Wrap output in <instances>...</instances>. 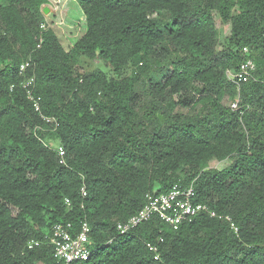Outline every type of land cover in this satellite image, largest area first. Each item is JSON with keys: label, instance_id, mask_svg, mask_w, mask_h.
I'll list each match as a JSON object with an SVG mask.
<instances>
[{"label": "trees", "instance_id": "obj_1", "mask_svg": "<svg viewBox=\"0 0 264 264\" xmlns=\"http://www.w3.org/2000/svg\"><path fill=\"white\" fill-rule=\"evenodd\" d=\"M76 1L86 29L66 49L48 0H0V264H61L30 244L84 222L92 255L75 264H264V0ZM216 15L231 25L222 49ZM249 57L254 78L234 83ZM193 183L216 217L120 235L148 195Z\"/></svg>", "mask_w": 264, "mask_h": 264}, {"label": "built area", "instance_id": "obj_2", "mask_svg": "<svg viewBox=\"0 0 264 264\" xmlns=\"http://www.w3.org/2000/svg\"><path fill=\"white\" fill-rule=\"evenodd\" d=\"M49 28L48 23L41 25V30L45 31ZM250 51L244 48V54H249ZM33 61L28 59L21 65V73H25L28 69L32 68ZM257 71L255 61L249 57L242 64L239 72H228L229 77L234 83L239 84L242 81H249L254 78V74ZM24 88L27 92L28 99L33 103L36 112L41 113V99L35 94V75L27 79L24 84ZM239 102H235L231 105L233 109H238ZM43 119L52 123V132H55L59 126L58 122L53 118L43 116ZM58 154L60 162L67 164L66 151L63 147H58ZM83 196H87V190L84 186L82 188ZM195 184L183 187L181 185L174 186L168 193L161 195H148L147 203L144 208L136 215L132 216L128 221L118 224V231L120 235H126L133 231L135 228L143 223L150 221L153 217H159L162 221L169 224L174 230L187 222L192 221L201 212H207L212 217H216V213L212 211L207 205L197 203ZM67 205H70V200H66ZM222 218V217H220ZM230 220V219H228ZM234 227V225H233ZM237 231V229L235 228ZM91 228L87 222H84L81 226V230L78 233L73 234L71 224H56L51 233L44 235L42 241H33L30 244V248L40 246L41 243L47 242L54 248V257L61 264H75L77 262H83L90 259L92 252L89 247ZM162 241V240H161ZM150 250L156 254V259H159L160 255L158 247L152 245Z\"/></svg>", "mask_w": 264, "mask_h": 264}, {"label": "rangeland", "instance_id": "obj_3", "mask_svg": "<svg viewBox=\"0 0 264 264\" xmlns=\"http://www.w3.org/2000/svg\"><path fill=\"white\" fill-rule=\"evenodd\" d=\"M64 6V5H63ZM75 8L78 10L80 15H74L75 22H72L70 27H67L68 25V19H67V7H62L61 12L59 15L54 16L56 19H52V15H49L47 17L48 23L50 26L56 30V32L59 34L62 44L66 49L73 45L85 32L86 29V23H85V16L80 7L75 3ZM84 17V18H83ZM216 21L217 26L219 29V37H220V46L219 49H222L224 46V43L226 42L227 38L231 35V25L225 24L222 22L220 17L216 15ZM84 65H81L80 71L86 72L92 69H101L104 71H107V66L105 63H94L90 61H84ZM53 145V143H52ZM231 164V161H224V162H214L211 166L217 168V169H225Z\"/></svg>", "mask_w": 264, "mask_h": 264}, {"label": "crops", "instance_id": "obj_4", "mask_svg": "<svg viewBox=\"0 0 264 264\" xmlns=\"http://www.w3.org/2000/svg\"><path fill=\"white\" fill-rule=\"evenodd\" d=\"M75 3L78 5L76 0H48V4L46 5V7H48L49 13L46 17H48L49 15H52V19H56L54 18V16L56 17V15H59V13L61 12V8L62 7H67V21H68V25L67 27H70L72 22H75L74 20V15H80L78 10L75 8ZM64 5V6H63ZM79 7V5H78ZM84 18V17H83ZM48 20V19H47ZM85 20V18H84ZM56 31V30H55ZM59 35V34H58Z\"/></svg>", "mask_w": 264, "mask_h": 264}, {"label": "water", "instance_id": "obj_5", "mask_svg": "<svg viewBox=\"0 0 264 264\" xmlns=\"http://www.w3.org/2000/svg\"><path fill=\"white\" fill-rule=\"evenodd\" d=\"M49 10H50V9H49L48 7H46V6L44 7V9H43V13H44L45 16L48 15Z\"/></svg>", "mask_w": 264, "mask_h": 264}]
</instances>
